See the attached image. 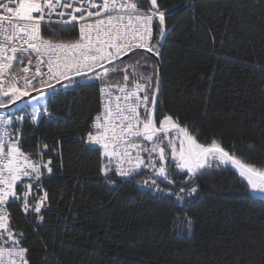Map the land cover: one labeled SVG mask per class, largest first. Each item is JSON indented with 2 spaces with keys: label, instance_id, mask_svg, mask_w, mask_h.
<instances>
[{
  "label": "trees",
  "instance_id": "16d2710c",
  "mask_svg": "<svg viewBox=\"0 0 264 264\" xmlns=\"http://www.w3.org/2000/svg\"><path fill=\"white\" fill-rule=\"evenodd\" d=\"M157 4L166 13L157 49V126L163 114L172 115L200 143L217 138L230 153L264 166V0ZM52 28L56 35L44 32L46 39L76 37L73 26ZM160 39L155 26L152 45ZM113 66L119 71L109 74V83H124L122 70L134 66L129 80L152 76L156 87L158 62L149 53L137 51ZM101 85L91 80L50 90L53 122L36 124L28 109L16 111L21 102L9 110L25 116L17 121L22 150L35 159L43 151L52 162L42 179L49 193L43 220L24 214L18 203L8 205L29 264H264V196L253 195L232 166L213 162L189 178L165 142L167 178L144 166L129 177L112 164L102 171L107 160L86 139ZM153 158L158 168L161 161ZM191 187L197 192L188 195Z\"/></svg>",
  "mask_w": 264,
  "mask_h": 264
},
{
  "label": "snow or ice",
  "instance_id": "6c2138e0",
  "mask_svg": "<svg viewBox=\"0 0 264 264\" xmlns=\"http://www.w3.org/2000/svg\"><path fill=\"white\" fill-rule=\"evenodd\" d=\"M143 2L144 0H0V108H6L17 101L25 103V97L36 99L31 96L29 89L47 97L49 92L37 89L32 82L37 77L45 76L40 68L45 63L47 79L41 78L38 83L42 88L53 92L55 86L50 83L53 80L62 88H67L83 87L89 79H94L103 84L101 93L108 99L104 103L103 112L95 117L92 126L95 131L88 133L87 140L90 144L102 147L103 156L107 160L102 169L105 174L110 171L108 165L115 161L122 176H129L144 166L155 168L157 175L167 178V169L163 163L166 158V142L171 157L178 161L180 169L187 170L189 178L207 169L213 162L217 166L230 165L246 182L253 195L264 196V166L249 163L235 153H230L217 138H212L206 144L200 143L189 128L181 126L172 115L163 114L157 126L158 80L156 87L152 88L149 81L153 77L140 76L133 78L132 87L129 88L128 70L131 68L135 71V68L126 66L122 70V85L108 82L109 74L119 69L105 65H113L114 61L128 52L138 48L155 51V55H160L150 42L153 38L154 21L159 37H164L166 13L159 9L157 0H149L151 7L147 11L138 6ZM75 24H78V38L74 40L54 41L45 39L42 34L44 31L56 35L53 25ZM33 55L37 66L34 75L29 78L27 73L29 66L33 64ZM14 63L22 66L19 71L13 70ZM141 79L144 83H140ZM21 81L23 84L18 86ZM62 81L66 83H61ZM113 89L123 94L115 96V104L112 99ZM149 91L152 92L151 100ZM28 107L25 103L24 108L16 111L26 112ZM40 116V107H32L30 119L36 121ZM23 120L25 116H17L15 120L12 115H8L6 119L0 117V264H29L28 249L21 245L23 233L16 232L10 226L8 205L19 203L26 215L30 212L39 214L48 199V192L43 191L42 195L33 196L31 203L29 201L33 182L39 193L42 188V168L51 173L49 165L52 162L33 160L32 154L22 150L20 127L16 121ZM141 153L147 154V164ZM153 154L161 161L158 168ZM125 164L128 165L127 168L124 167ZM25 178L31 182H24ZM18 182H21L23 189L20 193L17 192ZM180 191L183 192L184 189L181 188ZM196 192L197 187H191L188 195ZM37 218L43 220L42 216ZM188 222L190 223V218Z\"/></svg>",
  "mask_w": 264,
  "mask_h": 264
},
{
  "label": "built area",
  "instance_id": "2783aa9c",
  "mask_svg": "<svg viewBox=\"0 0 264 264\" xmlns=\"http://www.w3.org/2000/svg\"><path fill=\"white\" fill-rule=\"evenodd\" d=\"M4 2H7V0H4ZM138 6H139L140 8H142L143 10H145V11H147L148 8H150V7H147L146 0H144V2H143V3H140ZM93 10H94V9H93ZM0 11H2V10H0ZM155 25H156V22L154 21V24H153V38H152V40H151V42H150L151 45H152V43H153V41H154V36H155ZM63 26H73V27L76 29V37L73 38V39H68V40H74V39L78 38V24H75V25H63ZM42 34H43V36H44V31H42ZM44 38H45V37H44ZM45 39H46V38H45ZM68 40H64V41H68ZM54 41H59V40H54ZM137 49H138V48H137ZM31 59L33 60V64L29 66V72L27 73V75L29 76V78H31V76L34 75V73H35V67L37 66V65H36V57H35V55H33V56L31 57ZM26 63H27V61H25V64H26ZM21 67H22L21 65H16V64L14 63L13 70H14V71H19V70L21 69ZM40 68H41V72H42V73H45V76H43V77H37L35 80L32 81L33 84L35 85V87H36L37 89L42 87L41 84L38 83V81H39L41 78H43V79H45V80L47 79V75H46V73H47V65H46V63L40 65ZM52 82H55V83H56L55 80L50 81V83H52ZM127 83H128L129 88H131V87H132V84H133V80H129ZM140 83H141V82H140ZM22 84H23V81H21L20 84H19L18 86H21ZM53 84H54V83H53ZM111 84H114V85H116V84H120V85H122L123 83H111ZM102 87H103V84H102L101 87H100V105H99V111H98V113L93 117V119H92V121H91V129H90V132H93V133H94V131H95L94 128L92 127L93 124H94V119H95V117H96L98 114H101V113L103 112V110H104V109H103L104 103H105V101L108 99V97H107L106 95H104V94L101 93V88H102ZM29 91H32V90L29 89ZM141 94L143 95V93H141ZM117 95H121V96H122L123 94L120 93L117 89H113V90H112L113 104H115V96H117ZM121 103H123V102L121 101ZM45 108L47 109V111H45ZM13 111H14V110H12V111H9V110H7V111L0 110V117L6 119L8 115H12V112H13ZM141 114L143 115V110H142V109H141ZM16 117H17V116H16ZM13 119H14V117H13ZM57 119H58V116L55 115V113H54L50 108H48V107H43V108H41V116L36 120V124H38L40 121H45V122L49 123V122H53V121H55V120H57ZM14 120H15V119H14ZM16 124H17V121H16ZM20 133H21V128H20ZM86 139H87V138H86ZM87 142H88V140H87ZM137 142H142V141H137ZM88 143H89V142H88ZM89 144H90V143H89ZM20 146H22V136H21V135H20ZM41 153H42V155H39V157H38L37 159H35V158H32V159H33V160H42L43 162H47V161H49V159L46 158V156L43 154V151H42ZM41 153H40V154H41ZM141 155H143V153H141ZM112 165H113V168H114L115 172H116L118 175H120V174H119V171H118V168H117V166H116V164H115V161H113ZM49 166H50V165H49ZM124 167L127 168L128 165L125 164ZM141 169H142V166H141L140 169H137V170H136L135 172H133L131 175L140 172ZM42 171H43V176L41 177V181H42V179H43V177H44L45 175L50 174V173H48V172L46 171V169H43V168H42ZM131 175H129V176H131ZM120 176H122V175H120ZM129 176H126V177H129ZM24 182H31V181H29L28 178H25ZM22 191H23V189H22L21 182H18V183H17V192L20 193V192H22ZM43 191H47V189H46V188L44 187V185H43V182H42V188H41V190L39 191V193H38V191H37V188H36V184H35V182H33L32 196L29 197V201H30V203L32 202L33 196H36V195H42V192H43ZM47 192H48V191H47ZM48 201H49V193H48V199L45 201V204H44V206L42 207L41 212H42L43 208L45 207V205L48 203ZM18 204H19V203H18ZM19 206H20V204H19ZM20 209H21V206H20ZM8 211H9V210H8ZM21 211H22V209H21ZM22 212H23V211H22ZM41 212H40L39 214H33V213L30 212L29 215L42 216V213H41ZM23 213H24V212H23ZM24 214H25V213H24Z\"/></svg>",
  "mask_w": 264,
  "mask_h": 264
},
{
  "label": "water",
  "instance_id": "95a60500",
  "mask_svg": "<svg viewBox=\"0 0 264 264\" xmlns=\"http://www.w3.org/2000/svg\"><path fill=\"white\" fill-rule=\"evenodd\" d=\"M137 51H141V52H146V53H149L151 54L152 56H154L156 59H157V62H158V77H157V80H158V92L156 93V115H157V108H158V100H159V94H160V88H161V65H160V61H159V56L155 55V52H149L147 51V49H134L133 51H130L128 52L126 55L124 56H121L119 58V60L117 61H114L113 62V65L118 63V62H121V61H124L126 60L127 58H129L133 53L137 52ZM113 65H105V67H111ZM99 70V69H98ZM91 74H89L90 76ZM74 79H77V78H80V77H73ZM61 83H66V81H62ZM55 86V88L59 87L60 84L58 83H54L53 84ZM40 89L41 91H50L51 89H44V88H38ZM31 92V96L35 97L37 95H39L40 93L38 91H30ZM24 101L29 99L28 97H25L23 98ZM20 103V101H17L15 104H9L6 108H0V110H3V111H7V110H10L11 108H13L16 104ZM186 170V169H185ZM257 196H261L259 194H256Z\"/></svg>",
  "mask_w": 264,
  "mask_h": 264
},
{
  "label": "rangeland",
  "instance_id": "374dc122",
  "mask_svg": "<svg viewBox=\"0 0 264 264\" xmlns=\"http://www.w3.org/2000/svg\"><path fill=\"white\" fill-rule=\"evenodd\" d=\"M162 39H163V38H161L160 41L156 43V45H155V48H156V49L159 48ZM158 50H159V49H158ZM90 76H91V75H90ZM77 80H78V78H77ZM91 80H94V79H89V81H91ZM53 83H55V82H52V84H53ZM5 87H7V84H5ZM67 88H68V87H67ZM35 97H36V99H27V100L24 101L26 104L29 105V107H28L27 109L29 110V113H31V114H32V107L39 106L40 109L43 108V107H47V98H48V96L45 97V96H41V95L39 94V95H37V96H35ZM25 103H20L19 105H21V107H22V106L24 107V106H25ZM27 113H28V112H27ZM20 114H22L21 116H23V113H17V112H14V111L12 112V116L14 117V119H15L16 116H19ZM91 145H93V146H95V147H100V146H98V145H94V144H91ZM100 148H101L102 153H103V149H102V147H100ZM158 176H159V175H158Z\"/></svg>",
  "mask_w": 264,
  "mask_h": 264
}]
</instances>
